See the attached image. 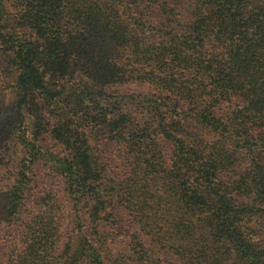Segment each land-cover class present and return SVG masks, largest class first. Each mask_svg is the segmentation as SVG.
Returning <instances> with one entry per match:
<instances>
[{
    "label": "trees",
    "instance_id": "16d2710c",
    "mask_svg": "<svg viewBox=\"0 0 264 264\" xmlns=\"http://www.w3.org/2000/svg\"><path fill=\"white\" fill-rule=\"evenodd\" d=\"M0 87L20 153L0 200L27 236L6 264L116 260L89 235L59 252L60 197L98 237L118 203L93 138L142 231L187 264H264V0H0Z\"/></svg>",
    "mask_w": 264,
    "mask_h": 264
},
{
    "label": "rangeland",
    "instance_id": "374dc122",
    "mask_svg": "<svg viewBox=\"0 0 264 264\" xmlns=\"http://www.w3.org/2000/svg\"><path fill=\"white\" fill-rule=\"evenodd\" d=\"M10 2L12 3L13 0H10ZM130 89L133 90L132 88ZM13 101L14 94L11 93L10 88L0 87V180L4 176L10 175L12 171L10 169L11 165L14 163V159H17L20 155L19 147L14 146L13 141L3 139V135L10 134V123L14 119L12 110ZM101 144L102 141H97L95 138L91 140L95 155L100 157L105 155L115 160L104 175L109 180L111 178L118 179L117 182L105 181V184H108V192L118 195V203L115 208H111L106 220H100L102 221V226L99 233L100 237H98L95 234L92 223H86L83 226H78L77 222L74 223L72 220L74 216L73 210L69 206H64V200L60 197L61 201L55 203L58 209L55 207L54 210H57V213L61 215L59 222L61 228L59 252L63 253L67 251L73 247L74 241L89 235L93 238H101L108 241L105 253L117 260H115L116 262L113 261L112 264H149L143 259L145 258V254L152 256L156 261L160 258L162 262H159V264H187L178 251L179 237H169L162 231L161 227H153L151 229V227L147 226L146 232L140 229L141 226L138 224L136 213L133 211L135 207L131 202L126 200L128 199L126 194H130L131 190L126 187L127 185L124 182L122 183V178L124 177L122 174L124 168L123 162L114 158L109 151L102 152L103 145ZM112 150L113 148L110 146V151ZM36 173L37 179H40L48 192L52 189L59 190V186H56L57 181L52 178L49 169L45 165H41ZM120 198L122 199L119 201ZM1 201L0 264H6L7 259L12 255L13 251L21 245V243L19 244L20 240L27 236L24 234L19 222L15 223L13 221L14 223H12L8 220ZM259 239L264 243V235ZM134 258L135 260H133ZM227 263L234 264L233 258L227 261Z\"/></svg>",
    "mask_w": 264,
    "mask_h": 264
}]
</instances>
